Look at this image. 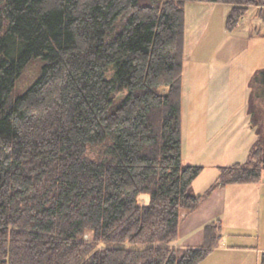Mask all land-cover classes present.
<instances>
[{"label":"trees","instance_id":"1","mask_svg":"<svg viewBox=\"0 0 264 264\" xmlns=\"http://www.w3.org/2000/svg\"><path fill=\"white\" fill-rule=\"evenodd\" d=\"M191 3L230 5L228 33L252 6L264 22V0H0V264H202L220 246L219 220L201 246L176 243L215 188L263 179L264 68L247 84L245 161L196 194L204 168L182 154Z\"/></svg>","mask_w":264,"mask_h":264},{"label":"rangeland","instance_id":"2","mask_svg":"<svg viewBox=\"0 0 264 264\" xmlns=\"http://www.w3.org/2000/svg\"><path fill=\"white\" fill-rule=\"evenodd\" d=\"M194 4L196 3L186 4L185 6L182 154L184 164L197 165L204 168L201 175L193 184L194 192L203 195L207 188L216 181L218 174L216 167L229 166L237 162H244L247 157V150L255 140L253 131L247 129L249 124L246 126L242 124L234 126L238 124L236 123L239 120V116L237 115L233 118L231 124L224 126L225 130L234 127V133L229 135L224 134L218 139V141L216 140L217 137L213 140H202L200 144L203 146L201 147V152H199V154L196 153V147L194 146L195 138L192 133V123L195 117L196 119L199 118V121L200 119L201 121L203 120V112L205 111L206 104L205 100L209 90L208 80L211 72V64L214 63V59L218 56L222 46L229 43V40H227L229 39V34L233 33L232 35L236 34L235 36L241 37L244 35L245 31L249 39L245 42L241 41L236 48L235 53L237 58L235 59L236 61L233 63V66H240V69L245 72L247 80L250 81L255 75V72L264 68V22L258 17L256 12L258 9L252 6L244 19L240 22V26L237 29H234L233 32L228 33L225 31L224 23L229 13L230 5L221 3L214 4L211 11L207 14V7L210 3ZM203 21H206L205 25ZM257 28L259 31H256ZM38 69V64L27 67L17 83V89L20 91L26 89L37 76ZM226 72H228L227 69L223 70L221 75ZM248 92L247 87L246 94H248ZM232 97L233 93L230 91L225 92L222 96L223 102H228ZM201 121L196 125L195 120V128L204 127L200 125ZM232 136L234 140L230 144V138ZM228 143L229 146H227ZM205 152L208 153L204 155ZM261 182H264V175ZM261 184V214L264 223V183ZM248 197L247 194H244L242 198H240V200L242 199L241 202L237 203L238 206L235 210L237 220L241 221L244 220V218H247L248 220L250 216V209H253L251 205L254 202L253 198ZM138 202L139 204L144 205L148 202V197L141 195L138 198ZM224 211H228V208L225 207ZM212 221L213 220L206 222L204 226ZM181 235L179 236L178 241L181 240ZM84 240H90L89 234L84 236ZM104 246L106 245H100V247Z\"/></svg>","mask_w":264,"mask_h":264},{"label":"crops","instance_id":"3","mask_svg":"<svg viewBox=\"0 0 264 264\" xmlns=\"http://www.w3.org/2000/svg\"><path fill=\"white\" fill-rule=\"evenodd\" d=\"M213 5L214 4H208L207 14L211 11ZM203 23L205 25L206 21H203ZM240 24L241 23H239L235 29H237ZM232 34H229V39H227L229 43L222 46L218 56L214 59V63L211 64V72L208 80L209 90L205 100V111L203 112V120L201 121L200 119V125L204 127L195 128V120L197 125L200 122L199 118L196 119L195 117L192 123V133L195 138L194 146L198 154L201 152V147H203L200 145L202 140H213L217 137L216 140L218 141L224 134L229 135L234 133V127L225 130L224 126L231 124L235 116L238 115L239 120L236 122L238 124L234 126H239L240 124L244 126L248 125V119L245 117L244 112L247 97V84L249 81L245 76V72L240 69V66H233V63L237 58L235 53L236 48L241 41L245 42L249 38L245 31L244 35L241 37ZM225 69H227L228 72L221 75L222 71ZM228 91L233 93V97L229 99L228 102H223L222 96ZM247 129H250L249 125ZM230 140L231 144L234 140L233 136ZM227 146H229V143ZM207 153L208 152H205L204 155ZM261 183L264 182L215 188L203 199L199 209L195 213L184 218L180 232L182 237L181 240L176 243L177 246L182 248L201 246L202 228L204 224L211 220H219L222 224L221 244L219 247L213 249L202 264H259L260 255L264 253ZM244 194L253 198L254 203L251 205L253 209L251 210L249 208L250 216L248 220L244 218V220L240 221L236 219L235 210L238 206L237 203L241 202L242 199L240 200V198H242ZM225 207L228 208L226 212L224 211Z\"/></svg>","mask_w":264,"mask_h":264}]
</instances>
